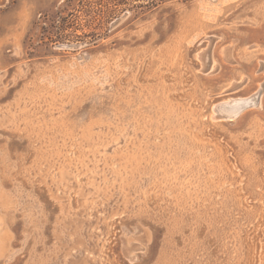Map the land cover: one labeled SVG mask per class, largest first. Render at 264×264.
Listing matches in <instances>:
<instances>
[{"label":"rangeland","instance_id":"rangeland-1","mask_svg":"<svg viewBox=\"0 0 264 264\" xmlns=\"http://www.w3.org/2000/svg\"><path fill=\"white\" fill-rule=\"evenodd\" d=\"M150 2L0 0V264H264V0Z\"/></svg>","mask_w":264,"mask_h":264},{"label":"bare ground","instance_id":"bare-ground-1","mask_svg":"<svg viewBox=\"0 0 264 264\" xmlns=\"http://www.w3.org/2000/svg\"><path fill=\"white\" fill-rule=\"evenodd\" d=\"M264 91H263V88L260 89L259 91H257L251 98L247 99L246 101H249V104H254L259 106L260 103H261V98H262V95H263ZM247 103V102H246ZM227 104V103H226ZM237 111H240L241 110V106H237V108H235ZM221 117H223L220 112L216 109L215 110V114L213 115V119L217 120V119H222ZM224 119V118H223Z\"/></svg>","mask_w":264,"mask_h":264},{"label":"trees","instance_id":"trees-1","mask_svg":"<svg viewBox=\"0 0 264 264\" xmlns=\"http://www.w3.org/2000/svg\"><path fill=\"white\" fill-rule=\"evenodd\" d=\"M160 1H161V0H151V2H150V6H152V7H156L157 4H158Z\"/></svg>","mask_w":264,"mask_h":264},{"label":"water","instance_id":"water-1","mask_svg":"<svg viewBox=\"0 0 264 264\" xmlns=\"http://www.w3.org/2000/svg\"><path fill=\"white\" fill-rule=\"evenodd\" d=\"M247 105H248V103H246V102L242 103V104L240 105V106H241V109H244V107L246 108Z\"/></svg>","mask_w":264,"mask_h":264}]
</instances>
